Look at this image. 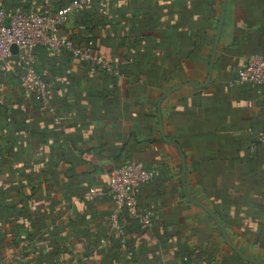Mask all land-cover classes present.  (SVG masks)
Returning <instances> with one entry per match:
<instances>
[{
	"label": "crops",
	"instance_id": "1",
	"mask_svg": "<svg viewBox=\"0 0 264 264\" xmlns=\"http://www.w3.org/2000/svg\"><path fill=\"white\" fill-rule=\"evenodd\" d=\"M72 0H6L8 10L54 12ZM223 0H98L80 24L115 83L69 53L36 49L55 114L0 71V264H254L264 262V87L231 85L264 56V0H228L212 81L206 86ZM182 90L163 96L181 85ZM196 86V87H194ZM131 161L155 171L136 190L141 230L127 213L113 226L108 174ZM125 238L128 242L125 243Z\"/></svg>",
	"mask_w": 264,
	"mask_h": 264
},
{
	"label": "built area",
	"instance_id": "2",
	"mask_svg": "<svg viewBox=\"0 0 264 264\" xmlns=\"http://www.w3.org/2000/svg\"><path fill=\"white\" fill-rule=\"evenodd\" d=\"M98 0H72L68 5L54 12H39L31 7L29 12L16 10L8 14L4 9V0H0V71L9 72L19 67L22 71L20 85L26 95L41 99L46 104L53 100L51 90L43 76L36 69V49L44 45L54 52L66 51L81 63H90L101 67L107 73L120 79L122 75L115 69L111 60L105 59L94 52V43L77 44L72 35L63 31V26L71 16L80 12L85 6L93 5ZM82 34L86 33L85 26H79ZM89 37V36H87ZM17 46L14 54L12 47ZM258 85L264 87V56L249 57L231 85ZM54 114V108H48ZM264 144V133L259 139ZM155 171L144 168L140 163H130L112 169L109 174L108 193L112 199L113 226L122 235L118 223L119 216L126 212L138 220L141 230L153 227L155 216L151 212H140L135 192L140 187L154 180Z\"/></svg>",
	"mask_w": 264,
	"mask_h": 264
},
{
	"label": "water",
	"instance_id": "3",
	"mask_svg": "<svg viewBox=\"0 0 264 264\" xmlns=\"http://www.w3.org/2000/svg\"><path fill=\"white\" fill-rule=\"evenodd\" d=\"M227 2L228 0H223V6H222V13H221V17H220V23H219V26H218V31H217V35H216V38H215V44H214V48H213V54H212V57H211V63H210V67H209V74H208V80H207V83H206V86L208 84L211 83L212 81V76H213V71H214V65H215V62H216V55H217V49H218V45H219V40H220V36H221V32H222V29H223V22H224V16H225V10H226V7H227ZM12 52L14 54H16L18 52V48L17 46H13L12 47ZM185 86H193L191 84H188V85H181V86H178L176 88H174L173 90H171L170 92H168L166 95L163 96V99L165 98H168L170 97L172 94H174L175 92H178L180 90H182L183 88H185ZM196 87V86H194ZM160 108L161 106H159V113H158V116H159V128H160V133L163 137V141L165 143H167L168 145L176 148L179 153H180V157H181V161H182V183H183V186H184V192L187 196V200L194 204V205H197V206H200L202 207L206 212L207 214L216 222L217 226L219 227V229L221 230L225 240H226V243L228 244V246L236 253L238 254L241 258H243L244 260H247L251 263H254V264H264V262H261V261H255V260H252V259H249L247 256H245L232 242L231 240L229 239L227 233H226V230L225 228L223 227V225L221 224V222L217 219L216 215L214 214V212H212V210H210L208 207L192 200L188 194H187V184H186V175H187V163H186V158L184 156V154L182 153V150L180 148V146L169 140L167 138V136L165 135V131H164V126H163V121H162V116H161V112H160Z\"/></svg>",
	"mask_w": 264,
	"mask_h": 264
},
{
	"label": "trees",
	"instance_id": "4",
	"mask_svg": "<svg viewBox=\"0 0 264 264\" xmlns=\"http://www.w3.org/2000/svg\"><path fill=\"white\" fill-rule=\"evenodd\" d=\"M4 9H5V11L8 13V14H10V13H12V12H14V11H16V9H12V10H8L7 9V7H6V0H4ZM31 9V8H30ZM27 12H29V11H27ZM27 12H25V13H27ZM24 13V12H23ZM81 36V42L80 43H77V44H79V45H82V44H87L90 40H92L91 39V37H90V35H88L87 33H84V34H81L80 35ZM87 36H89V37H87ZM93 41V40H92ZM93 43H94V52L96 53V50H95V42L93 41ZM38 47H45V46H38ZM37 47V48H38ZM47 48V47H46ZM48 49V48H47ZM50 50V49H49ZM66 52V51H65ZM97 54V53H96ZM35 55H36V53H35ZM98 55V54H97ZM36 63H37V61H36ZM81 63V62H80ZM82 64H86V65H89V66H91V67H97L98 69H101V72L103 73V74H105L106 76H110V77H112V79L114 80V82L116 83L117 81H118V78H116V77H114L113 75H111V74H109V73H107L106 72V70H103L101 67H99V66H95V65H93V64H90V63H82ZM37 65V64H36ZM115 66V65H114ZM115 69L119 72V70L116 68V66H115ZM40 73V72H39ZM120 74H121V72H119ZM20 75V74H19ZM42 75V74H41ZM46 81V80H45ZM46 83H47V81H46ZM48 84V83H47ZM244 86V85H243ZM246 86H248V85H246ZM250 86H255V85H250ZM49 111V110H48ZM55 112H56V110H55ZM55 114V113H54ZM261 138V137H260ZM259 138V139H260ZM259 139H258V142H257V144L258 145H264V144H261L260 142H259ZM150 183V182H149ZM123 213H126V212H123ZM122 213V214H123ZM121 214V215H122ZM121 215L119 216V218H118V223L120 222V218H121ZM135 219V218H134ZM135 221L138 223V220L137 219H135ZM120 225V224H119ZM138 227H140V225H139V223H138ZM125 240V243H127L128 242V240H127V238H125L124 239Z\"/></svg>",
	"mask_w": 264,
	"mask_h": 264
},
{
	"label": "rangeland",
	"instance_id": "5",
	"mask_svg": "<svg viewBox=\"0 0 264 264\" xmlns=\"http://www.w3.org/2000/svg\"><path fill=\"white\" fill-rule=\"evenodd\" d=\"M85 7H86V6H85ZM74 15H76V14H74ZM74 15H73V16H74ZM73 16H71V17L69 18V20H70ZM69 20H68V21H69ZM68 21H67V22H68ZM67 22H66V23H67ZM65 25H66V24H65ZM65 25H64V26H65ZM82 25L86 27V31H87V29H88L87 25H86V24H80L79 26H82ZM64 26H63V27H64ZM79 26H78V27H79ZM78 27H77V29H78ZM78 30H79V29H78ZM63 31H64V30H63ZM79 31H80V30H79ZM42 46H44V45H42ZM35 57H36V56H35ZM36 64H37V63H36ZM36 66H37V65H36ZM36 66H35V67H36ZM241 68H242V67H241ZM36 69H37V68H36ZM12 70H13V69H12ZM12 70H10V71H12ZM10 71H9V72H10ZM1 72H2V71H1ZM2 73H3V74H6V73L8 74V72H2ZM21 73H22V71H21ZM21 73H20V75H19V80H20L21 77H22ZM46 84H47V83H46ZM19 86H20V88H21L20 81H19ZM21 89H22V88H21ZM47 89H49V91L51 90L49 84H47ZM22 91H23V90H22ZM23 93H24V92H23ZM24 94H25V93H24ZM25 95H26V94H25ZM26 96H28V95H26ZM29 96H32V95H29ZM46 106H47V110H48V108H49V109H50V108H54V110H55V107H53L52 102H51L50 104H46ZM149 212H150V211H149ZM151 213H153V212H151ZM155 219H156V217H155Z\"/></svg>",
	"mask_w": 264,
	"mask_h": 264
}]
</instances>
